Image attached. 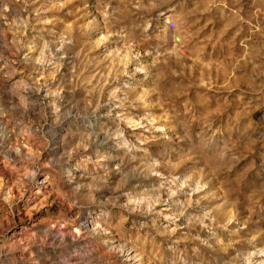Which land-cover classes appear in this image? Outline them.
<instances>
[{
  "label": "clouds",
  "instance_id": "1",
  "mask_svg": "<svg viewBox=\"0 0 264 264\" xmlns=\"http://www.w3.org/2000/svg\"><path fill=\"white\" fill-rule=\"evenodd\" d=\"M0 264H264V0H0Z\"/></svg>",
  "mask_w": 264,
  "mask_h": 264
}]
</instances>
